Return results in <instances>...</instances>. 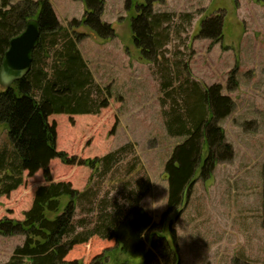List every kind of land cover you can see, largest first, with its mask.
Returning a JSON list of instances; mask_svg holds the SVG:
<instances>
[{
    "label": "rangeland",
    "instance_id": "1",
    "mask_svg": "<svg viewBox=\"0 0 264 264\" xmlns=\"http://www.w3.org/2000/svg\"><path fill=\"white\" fill-rule=\"evenodd\" d=\"M49 1L64 26L82 20L86 11L83 0ZM126 1L105 0L102 20L114 29L111 38L85 25L74 27L81 34L78 48L109 105L99 114L49 116L57 125L56 148L68 158H101L129 146L108 172L78 162L68 165L60 158L50 162L54 182H70L83 191L91 180L96 199L85 200L78 209L76 221L83 223L76 234L91 232L109 214L127 211L142 186L148 192L140 205L162 223L169 197L165 166L175 147L187 139L171 135L167 122L186 115L184 98L191 88L201 91L220 84L222 93L235 102L233 112L220 122L234 156L219 162L211 178L196 177L182 215L167 217L163 234L170 240L171 228L176 231L181 264H264V0L156 4L155 12L174 17L164 25L169 39L155 61L153 53L144 55L134 42L131 23L137 9L128 10ZM215 17L223 20L217 42L201 37L203 21ZM0 153L9 163H20L5 127L0 128ZM48 183L43 170L34 175L23 171V184L0 197V220H23L37 188ZM23 242V235H0V264ZM119 260L142 264L143 256L119 254Z\"/></svg>",
    "mask_w": 264,
    "mask_h": 264
},
{
    "label": "trees",
    "instance_id": "2",
    "mask_svg": "<svg viewBox=\"0 0 264 264\" xmlns=\"http://www.w3.org/2000/svg\"><path fill=\"white\" fill-rule=\"evenodd\" d=\"M83 1L86 11L82 20L73 19L69 26H64L49 0H0V69L10 39L25 28L29 19H38L41 29L31 71L9 89L0 88V128L8 130L20 160L14 165L5 153H0V172H6L0 177V197L23 184L25 170L29 175L43 170L49 182L37 188L33 205L23 220H0V235L25 237L6 264H126L119 260V254L142 255V264H181L176 231L171 228L168 240L162 224L173 214L182 215L196 177L211 178L219 162L233 158V147L227 143L220 122L233 112L235 102L222 93L220 84L201 91L194 87L184 98L186 115L177 114L167 122L171 135L187 139L175 147L165 166L169 197L162 223H157L140 205L148 192L142 186L141 194H136L127 211L109 214L91 232L76 234L78 224L83 223L76 221L78 209L85 200L96 199L91 180L83 191L74 189L70 182H54L50 162L60 158L68 165L78 162L93 171L104 167L108 172L118 161L117 155L129 147L123 146L101 158L79 161L56 148L57 125L49 122V116L99 114L109 105L108 95L95 82L78 48L81 34L74 27L85 25L102 38H111L115 32L102 20L105 0ZM164 1H126L128 10L137 9L131 23L134 42L144 55L153 53V61L168 43L164 25L174 17L168 12H155V5ZM222 21L221 17L203 21L201 37L220 41ZM106 91L110 95L109 89ZM262 175L264 225V167Z\"/></svg>",
    "mask_w": 264,
    "mask_h": 264
},
{
    "label": "water",
    "instance_id": "3",
    "mask_svg": "<svg viewBox=\"0 0 264 264\" xmlns=\"http://www.w3.org/2000/svg\"><path fill=\"white\" fill-rule=\"evenodd\" d=\"M40 36L39 20L31 18L25 28L10 39L0 69V86L3 89H9L31 71Z\"/></svg>",
    "mask_w": 264,
    "mask_h": 264
}]
</instances>
